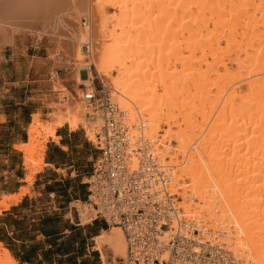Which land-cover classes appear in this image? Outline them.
<instances>
[{
	"label": "bare ground",
	"instance_id": "bare-ground-1",
	"mask_svg": "<svg viewBox=\"0 0 264 264\" xmlns=\"http://www.w3.org/2000/svg\"><path fill=\"white\" fill-rule=\"evenodd\" d=\"M53 1L0 0V47L8 45L17 55L23 51V39L28 36L41 39L50 37L52 32L60 37L55 39V44L59 43L49 46L47 57L55 67L61 66L62 71L57 73L51 69L50 78L45 81L54 92L62 90L57 93L60 100L51 105L50 120L41 122L39 114L33 113L26 131L27 140L15 145V149L23 153V164L29 169L24 181L31 183L39 164H43L45 147L40 139L54 138L56 127L67 125L74 129L80 125L90 140L94 138L100 120L91 116L86 101L80 96L73 98L61 84L69 79L81 82L80 70L90 63L98 77L108 80L109 85L103 84L108 87L114 104L125 113L127 122H142L147 136H154L162 122L168 127L164 134L166 138L171 135L177 140L176 153L182 156L185 164L179 168L180 174L175 175L177 164L167 162L172 166L169 188L180 196L182 213L190 217L199 215L201 210L206 211L209 219L205 218L208 222L211 220L210 225L222 228L230 237L233 249L239 250L242 264H264V80L249 84L245 94L242 93L244 95H237L235 91L231 96L228 94L229 98L222 100L218 107L221 93H214L216 98L213 99L215 95H212L211 100L209 89L220 79L227 78L226 72L219 74L213 68L218 74L215 72V81L209 79L212 62L205 60L206 54L212 51H209L213 47L211 44L218 41L212 32L214 27L224 28L228 24L233 27V21L241 19L239 11L246 10L244 6L248 3H244L248 0H111L116 11L110 17L112 24L106 34L109 43L104 54L100 52L92 30L93 16L89 17L92 14L77 9L53 10ZM69 14L75 19L82 16L88 20L89 25L82 35L81 31L64 34L62 30H52ZM250 20V24L254 23V16ZM209 21L211 30L207 29ZM244 22L248 25V21ZM231 30L228 36H223L228 42ZM61 36L65 39L61 40ZM79 42L88 44L87 58L81 53ZM215 46L212 49L217 50ZM226 48H222L223 51ZM262 48L261 53L264 51ZM212 54L210 60L213 61L215 52ZM31 60L36 70L45 65L44 60ZM202 64L205 68H201ZM258 64H264V58ZM221 66L224 67V63ZM256 67L253 74L258 70ZM260 70L264 72L263 68ZM90 74L87 72V76ZM235 97L239 98L240 104L233 103ZM216 106L215 118L208 123V117ZM141 113L144 115L140 116ZM171 125L178 126V130H170ZM183 178H187L189 183L179 185L178 180ZM176 179L178 186L174 183ZM27 190V187H22L17 194L5 195L0 201V212L16 204ZM188 191L192 193L187 195ZM193 196L199 197L195 207L188 201ZM90 211L92 209L86 203L80 204V214L84 219ZM93 240L102 259L105 258L103 248L107 246L112 257H123L124 241L115 225L101 231ZM0 264H16L1 244Z\"/></svg>",
	"mask_w": 264,
	"mask_h": 264
},
{
	"label": "built area",
	"instance_id": "built-area-1",
	"mask_svg": "<svg viewBox=\"0 0 264 264\" xmlns=\"http://www.w3.org/2000/svg\"><path fill=\"white\" fill-rule=\"evenodd\" d=\"M80 51L87 58L88 44L81 43ZM81 70L87 83L82 98L100 120L84 202L94 217L120 229L121 264H242L230 237L210 225L203 211L182 213L180 196L169 188L172 166L157 135L147 136L142 122H127L90 63Z\"/></svg>",
	"mask_w": 264,
	"mask_h": 264
},
{
	"label": "rangeland",
	"instance_id": "rangeland-1",
	"mask_svg": "<svg viewBox=\"0 0 264 264\" xmlns=\"http://www.w3.org/2000/svg\"><path fill=\"white\" fill-rule=\"evenodd\" d=\"M75 1L76 0H74V1H72V0H54L53 1V3H54L53 10H60L62 8V9L74 11V9H77L78 11H80L82 13L83 12L84 13H86V12L91 13L92 15L89 14L90 15L89 17L91 18L93 16L91 18L92 30H94L95 37H97V40L99 42L98 45H99L100 52L102 51V54H104L103 52H105L106 46L109 43L106 41V38H107L106 34H108L107 29H109L111 24H112V22L110 21L111 20L110 17L112 15H114V13L116 11L112 5V1L111 0H77L78 3H77V1L76 2ZM248 1H246V2L244 1L245 2L244 4L246 5L248 3L247 4L248 6L242 5V7L244 6V8H246V10H243L244 12L242 10H240L241 12L239 11L240 15L238 17L243 19V21L241 19L239 20V18L236 21H233V24H234L233 27H235V30H233V27L230 26V24H228L227 26L225 25L224 28H223V26L222 27L217 26V27H214V29L212 28L214 30V31L212 30V32H214V34H215L214 36H216V38H217L216 40H218V41L212 43L213 45L211 44V46H213V47H210L209 51L212 50L213 51V52L211 51L212 53L215 52L217 57H215V54H214L213 58L215 60H213V61H215V62L213 64L212 59L210 60V58H212L211 55H213V54L211 52H209L210 54L209 53L206 54L205 60L212 62V63H210L211 64L210 66L212 68V69H210V71L214 70V72L209 71L210 76L208 78L215 81V79H216L215 72L216 71H218L219 74H221V73L224 74L226 72L225 76H227V78H222L223 81H222V79L219 80L220 84H219V82H216V85H214L213 87H211L209 89L211 100L215 99L216 95L218 94L217 92L220 91L219 93H221V94L219 95L220 98H219V101L217 103L218 107H219V104H221L224 100L229 98L228 96L229 95L231 96V93H233L234 91H235L234 93H236V94L238 93L239 95L240 94L244 95L245 92L247 91L246 88L249 86V84H252V82L253 83H261L264 80V72H261L262 70H260L261 68L264 69V64H258V61H260L264 58V55H263L264 51L262 50V53L260 52L262 46L264 47V45H263L264 44V39H263L264 38V26H263L264 24L261 23V22H264V19H262V18H264V17H262V15L264 13V0H251L250 1L251 3ZM256 7H257V9H255ZM258 7H259V9H258ZM244 8H241V9H244ZM253 9H255L256 11ZM242 13H243V18H242ZM253 13H254V15H251ZM251 16H254L255 22L254 23L252 22L250 24L249 21H251L250 20ZM108 17H109V19H108ZM246 17L248 20H245ZM256 20H257V22H256ZM238 21L240 23H238ZM244 21H248V23H247L248 25H245ZM61 23H58L57 25L53 24L54 29L52 28V30H54V31L55 30H62V32L64 34H68L69 32H71L73 30L78 31V32L81 31L80 33L82 35L83 30H85L87 28V26L89 25V22H88V20H86L85 17L80 16L77 19H75V17H72L70 14H69V16L66 15L63 18V21H61ZM235 23H238V24H235ZM235 25H237V26H235ZM211 26H212V23H211V21H209L207 29H210ZM225 27H228L230 29L225 28ZM215 28L217 30H219V28H220V30L218 31L219 33H216L217 30L215 31ZM251 28H253V30ZM229 30H231V35L229 33V36L231 38L228 37L229 38V42H228V39L224 38L223 36H226V35L228 36V32H230ZM220 31H222V33L219 36ZM51 34L49 35L51 38L45 37L46 39L44 37H43L44 39L43 38L34 39L31 36L24 38L23 39V47H24L23 51H21L17 55H14L12 53V51L8 45H5V46L3 45L0 47V201L4 197V195H2L1 190L2 189H14L16 184H18L17 182L24 183V186L27 185L26 187L28 188V190H27L26 194H29L30 196L35 194L34 189L33 190L30 189L31 183H28V182L22 180L23 177L25 178V175L29 172V169L26 168L25 165L23 164V153L18 151L17 149H15L14 144L17 142H20V141L27 140V133H26L27 130L26 129L29 125V122L31 121V115H32L31 112L38 113L39 114L38 119L41 122H45L47 120H50L49 114L52 112L51 105L53 103L57 102L58 100H60V97L57 95V93H61L62 90H59V91L57 90L54 92L51 88H49L48 84H46V82H45V81H48L50 78L49 74L52 71L51 69L55 70V72H57V73H60V71H62L61 66L55 67L53 65V63L51 62V60H49V58L47 57L49 55L48 54L49 46L50 47L55 46L57 43H59V42H56V44H55V39H60V37L56 36V34H53L52 32H51ZM234 35H235V37H233ZM217 36H219V37H217ZM232 37L234 39H232ZM251 37H253V38H251ZM52 38L54 40H50ZM62 39H65V38L63 36H61V40ZM226 39H227V41H226ZM81 43H84V42H79L78 43L79 45L77 44L79 46V48H80ZM215 43H217L218 46L217 45L215 46ZM226 43L228 44V46H226ZM214 46H215V48L217 47L216 48L217 50L212 49V48H214ZM226 47H228V48H226ZM222 48L223 49L226 48V50H224L225 52L223 51ZM221 49H222V51H221ZM255 50H256V52H255ZM259 55H260V57H259ZM31 59L32 60L33 59L44 60L43 64H45L46 66L44 65L45 66L44 67L42 65V67L40 68L41 70L38 69V70H40L38 72V70H36V68H34L31 65V62H30ZM216 59H217V61H216ZM218 59H220V60H218ZM28 61L30 62L29 63L30 65L28 64ZM219 61L221 62V64L224 63V67L226 66L225 69H227L226 71H225V69H223L224 67L221 66ZM254 63H255V66H257L256 69H258V70L256 72H258V73L255 72L253 74L252 71H254V68H255ZM49 64L52 66V68ZM204 66L202 64L201 68H205ZM213 66H215V67H213ZM48 67H49V70H48ZM213 68H215L216 71ZM250 68H252V69H250ZM80 73H81V77H82L81 82L76 83V82H74V80L69 79L68 81L61 83L63 85L64 89H66L71 95H73V98L78 97V96H80L82 98L81 91L83 89V86L86 84L85 73L82 70H80ZM218 73L216 72V74H218ZM90 75H88V77H90ZM211 77H213V78H211ZM228 77H230L231 79H229ZM99 78L101 79V81L103 83L105 82L107 85H109L108 80L105 77H99ZM249 80H250V82H249ZM227 83H229V84H227ZM215 87H219V88L221 87L220 89L222 91L219 88H215ZM158 88H159L158 92H160L161 91L160 87H158ZM217 89H218V91H217ZM210 90L213 92V94L211 93ZM231 90H232V92H231ZM110 93H112V92H110ZM242 93H244V94H242ZM263 94H264V90H263ZM212 95H215V97L213 96L214 97L213 98ZM82 100H84V99L82 98ZM233 103H235V104L239 103L240 104L239 98L235 97L233 99ZM217 106L214 108V110H213L214 112L212 111L210 113V115L208 117V123H210V120L212 121L215 118L213 116V114L216 112V109H218ZM205 109H207V108H205ZM141 115H144V113H141L140 116ZM136 117L138 118L139 116L136 115ZM198 120H199V118H198ZM180 127H182V125ZM74 129L78 130L79 132H81L84 135L85 130L80 125H78ZM167 129H168L167 125L161 122L158 125V130L156 128L154 135L155 136L157 135L159 144H161V146L163 148H165L164 155L167 156V161L169 163L177 164V166H175V167L178 171L175 169L176 170L175 175H179L180 174L179 168L185 164L183 163L182 156L180 154L176 153V152H178L176 150V147L178 144L177 140L175 138H173V136H171V135H167V136H169V138L168 137L166 138V135H164L166 133V131H168ZM170 130L177 131L178 126L171 125ZM85 134L87 136L85 138L88 139L90 137L89 134L86 132H85ZM170 137H172V138H170ZM40 140L43 142L42 144L45 147V143L48 141V138H46L45 140L43 138H41ZM88 142H91L92 144H94V138L89 140ZM11 143H14V144L11 145ZM192 147H190L191 150L194 149V148L192 149ZM93 150L95 153H97L95 149H93ZM44 151H45V148H44ZM42 165H43L42 163L39 164L40 168ZM60 173L62 174L63 172L60 171ZM16 177H22V178H21V180L16 181V179H17ZM32 179H33V177H32ZM82 180H83V185H85L86 177H83ZM178 182H177V179L174 181V183H176V186H178L177 183L179 185L180 184H182V185L188 184L189 180L187 178H183V179L178 180ZM189 187H191V186H189ZM186 193H188L187 195H189L192 192L188 191ZM198 198H199L198 196H196L195 198H194V196L189 197L188 201H191L190 203H191L192 207L197 206L195 201L198 200ZM178 205H179V203H178ZM75 206H77L76 209L78 208V210H79L80 203L76 202ZM203 212H204L203 214H205L206 217H208L206 211H203ZM93 215H94V212L91 211L90 215H88V218L92 217ZM82 219L85 220L84 218H82ZM208 219H209V217H208ZM210 222H211V220H210ZM111 227H113V225H111V224L108 225L107 230H108V228H111ZM103 252H104L105 258L102 260L105 264H109L110 260H111L112 264H121V258L122 257L121 258L118 256L116 258L112 257L113 255L110 253V248L108 246H107V248H103ZM99 256H100V254H99ZM16 264H19V263L16 261Z\"/></svg>",
	"mask_w": 264,
	"mask_h": 264
},
{
	"label": "crops",
	"instance_id": "crops-1",
	"mask_svg": "<svg viewBox=\"0 0 264 264\" xmlns=\"http://www.w3.org/2000/svg\"><path fill=\"white\" fill-rule=\"evenodd\" d=\"M31 113L33 114V112ZM54 135V138H48V141L45 143L43 165L41 168L39 167V170L36 173H34L30 184V189H34L35 194L32 196L29 194L22 195L16 204H12L6 210H2L0 212V217L9 211L10 207L17 206L22 199L25 198L27 200H32L35 206L34 211L30 212V214L35 215L37 219L54 215L58 217L61 222H66L69 225L83 228L81 233L88 237L85 238L86 242L84 243L80 258H86L91 261L92 256L90 253L94 252L96 264H105L101 258L100 251L94 247L93 239L95 236H98L101 231H107L106 223L100 218L94 216L90 218L87 217L88 219L83 220V217L80 214V208L78 210V208L76 209L77 206H75L76 202H79L80 204L85 203L86 186L83 185L82 178H87L89 175L91 164L97 155L93 150L95 149L94 144L88 142L90 139L88 138V140L85 138V132L83 135L78 130L70 129L66 125L56 127ZM25 141H20L15 144L11 143V145L14 144L15 146L16 144ZM60 171L63 173L61 174ZM16 178V181H19L22 177ZM22 180L24 181V177ZM17 183L18 184H16L14 189H2V195L17 194L22 187L27 186H24V183L21 182ZM109 229L110 228H108V230ZM70 231L72 230L62 228L60 234L66 236ZM62 236L57 240L61 239ZM44 238L45 237L41 234H38L35 237L36 241L41 242L36 249L37 259H40V253L42 250H45L46 248H50V250H52V248L54 249L53 246L50 247V244L52 245V243L44 241L48 238ZM0 244L2 245L1 242ZM76 249L77 242L73 241L72 248L68 254H75ZM51 255L53 256L56 254ZM76 260L78 261V258ZM19 264L28 263L22 262ZM109 264H112L111 260Z\"/></svg>",
	"mask_w": 264,
	"mask_h": 264
},
{
	"label": "trees",
	"instance_id": "trees-1",
	"mask_svg": "<svg viewBox=\"0 0 264 264\" xmlns=\"http://www.w3.org/2000/svg\"><path fill=\"white\" fill-rule=\"evenodd\" d=\"M34 206L32 200L24 198L17 206L10 207L9 211L0 217V242L19 263L96 264L94 252L90 253L91 261L80 258L86 242L85 238L88 237L81 233L83 228L61 222L54 215L37 219L35 215L30 214L34 211ZM62 228L72 231L62 236L60 234ZM38 234L43 235L44 239L48 238L44 241L52 243L50 247H54L52 250L50 248L42 250L40 259L36 258V249L41 243L35 240ZM60 236L62 238L57 240ZM73 241L77 242L76 253L68 254Z\"/></svg>",
	"mask_w": 264,
	"mask_h": 264
}]
</instances>
